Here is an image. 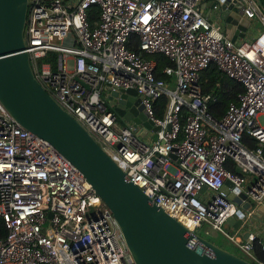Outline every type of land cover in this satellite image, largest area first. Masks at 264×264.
Returning <instances> with one entry per match:
<instances>
[{
	"label": "built area",
	"instance_id": "obj_1",
	"mask_svg": "<svg viewBox=\"0 0 264 264\" xmlns=\"http://www.w3.org/2000/svg\"><path fill=\"white\" fill-rule=\"evenodd\" d=\"M234 5L260 25L251 40L227 38L203 16L199 0H28L24 51L45 92L148 199L188 230L206 223L264 264L252 253L256 240L264 254V239L239 238L224 227L238 210L228 195L243 184L250 207L241 223L264 202V11L253 0ZM132 36L138 52L128 48ZM153 54L172 64L162 69L168 80L155 78ZM210 64L242 87L217 118L199 82ZM128 88L156 130L115 115L106 97ZM162 95L157 117L153 101ZM0 225V264H133L109 210L82 175L1 103Z\"/></svg>",
	"mask_w": 264,
	"mask_h": 264
},
{
	"label": "water",
	"instance_id": "obj_2",
	"mask_svg": "<svg viewBox=\"0 0 264 264\" xmlns=\"http://www.w3.org/2000/svg\"><path fill=\"white\" fill-rule=\"evenodd\" d=\"M216 12V26L235 41L247 31L235 0H204ZM263 6L264 0H256ZM28 0H0V103L29 133L48 142L85 179L109 210L133 264H252L188 230L148 199L120 170L84 128L63 111L35 80L24 51V23ZM208 14L206 13V16ZM36 61H39L37 59ZM106 100L123 122L156 130L146 120L133 89L110 92ZM226 191L225 186L222 187ZM228 197L238 206L224 226L241 224L249 209L244 191ZM243 201V202H242ZM263 226L264 202L250 214ZM251 226V225H250ZM245 230L243 237L248 234Z\"/></svg>",
	"mask_w": 264,
	"mask_h": 264
},
{
	"label": "trees",
	"instance_id": "obj_3",
	"mask_svg": "<svg viewBox=\"0 0 264 264\" xmlns=\"http://www.w3.org/2000/svg\"><path fill=\"white\" fill-rule=\"evenodd\" d=\"M262 8L264 9V4ZM96 12V7L92 6L89 10V20L91 21V23H93L94 19L96 18ZM128 48L138 52L137 41L136 39H134V36L131 37V42L128 44ZM53 57V53L47 54V58H50V60H52ZM149 57H151L155 61V68L153 71L155 78L161 80H168L169 77L163 74L162 69L166 66H172V64L167 60L166 57L160 54L149 55ZM199 82L202 93L210 94L213 97V100H210L207 104V110L215 118L219 117L223 113L227 104L229 102L234 101L236 94L242 91V87L238 82L226 77L225 75H222L212 64H210L207 68L200 72ZM165 103L166 96L164 95L160 96L159 98L153 101V109L155 116H162ZM185 111V109H182L181 114L184 115ZM242 141L250 147L254 146L255 144V141L253 139L246 136L243 137ZM262 153L264 157V146L262 148ZM226 167L234 171V168L230 166L229 163ZM203 225L207 228V230L210 229L206 223H202L200 227ZM209 231H211V229ZM195 233L201 236L202 238L215 243L217 246H220L238 256H241L248 262L252 264H257L254 259L242 253L222 234L219 235L222 238L220 242L219 238L210 236L208 234V231L204 232L206 234H200L198 231H195ZM4 235V228L0 225V237H4ZM252 253L257 260H262L264 257V254L260 251V245L256 240L252 243Z\"/></svg>",
	"mask_w": 264,
	"mask_h": 264
},
{
	"label": "crops",
	"instance_id": "obj_4",
	"mask_svg": "<svg viewBox=\"0 0 264 264\" xmlns=\"http://www.w3.org/2000/svg\"><path fill=\"white\" fill-rule=\"evenodd\" d=\"M256 4L257 1L253 0ZM257 6L259 7V9L263 10L262 6H260L259 4H257ZM199 8L203 14V16L207 17V19L214 25H216V12L210 10V4H208L207 2H205L204 0H199ZM206 13L208 14L206 16ZM260 29V25L256 20H249L248 24H247V31L246 33L242 36V37H236L235 41H241V40H251L253 38V36L257 33V31ZM221 32H223L222 30H220ZM247 185L243 184L241 186V188H239V190L237 192H239L240 190L245 191L246 190ZM264 218V216H263ZM244 223V222H243ZM241 223V224H243ZM246 223L250 224L248 225L249 227H245L244 226H238L236 229H234L233 224H227V226H224L226 229L229 228L231 231L232 230H237L238 233H240L239 238H242L244 235L245 230H248L249 233L254 234L255 236H259L260 232H262L263 230V226L260 224V222L258 221V218H253L251 215L249 216L248 220L246 221ZM228 230V229H227ZM229 231V230H228ZM237 233V234H238Z\"/></svg>",
	"mask_w": 264,
	"mask_h": 264
},
{
	"label": "rangeland",
	"instance_id": "obj_5",
	"mask_svg": "<svg viewBox=\"0 0 264 264\" xmlns=\"http://www.w3.org/2000/svg\"><path fill=\"white\" fill-rule=\"evenodd\" d=\"M149 137H150V140H153L155 138L154 132H150ZM204 225L201 226L199 229L197 228L195 231L196 232L198 231L200 234H206L204 232L208 231V234L210 236L219 238V241L221 242L222 238L219 236L221 234L219 232H217V231L212 230V229H211V231H209L210 229L207 230V228ZM227 229L230 231V233L234 232V230L231 231L229 228H227ZM238 235L240 236V233L236 234L237 237H239Z\"/></svg>",
	"mask_w": 264,
	"mask_h": 264
}]
</instances>
